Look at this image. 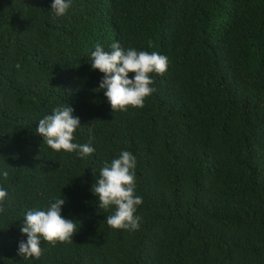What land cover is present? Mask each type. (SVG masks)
I'll return each mask as SVG.
<instances>
[{
  "label": "trees",
  "instance_id": "16d2710c",
  "mask_svg": "<svg viewBox=\"0 0 264 264\" xmlns=\"http://www.w3.org/2000/svg\"><path fill=\"white\" fill-rule=\"evenodd\" d=\"M53 2L0 0V264H264V0H71L64 16ZM115 42L168 58L143 108L114 112L98 89L91 53ZM67 105L91 155L37 132ZM123 151L137 161V230L110 227L116 206L92 191ZM56 198L73 242L41 238L25 259L26 213Z\"/></svg>",
  "mask_w": 264,
  "mask_h": 264
},
{
  "label": "clouds",
  "instance_id": "9594fccd",
  "mask_svg": "<svg viewBox=\"0 0 264 264\" xmlns=\"http://www.w3.org/2000/svg\"><path fill=\"white\" fill-rule=\"evenodd\" d=\"M72 7L71 0H54L51 10L55 16H64ZM151 46V45H150ZM168 58L158 52L137 51L135 48L123 49L118 42L111 45V51H105L97 44L91 53V67L104 73L99 90H105L112 109L127 112L130 107L143 108L145 99L156 89L152 87L154 79L151 74L163 75L168 70ZM17 69L20 64H16ZM135 73L129 78V73ZM74 109L69 105L56 108L53 114L45 115L38 121V134L44 137V143L56 151H79L81 156L91 155L95 148L89 144H78L75 132L81 126L79 117L73 115ZM136 157L123 151L119 158L111 163L105 161L99 172V179L92 191L99 197V207L108 209L116 206L113 215L107 216V224L114 229L137 230L140 217L136 216L137 207L143 198L135 195ZM4 179L9 173L3 171ZM8 197L5 188L0 187V212L4 211V202ZM65 200L56 198L54 203L45 210H30L26 213L21 232L27 240L20 241L19 255L25 259L42 255L41 238L53 246L57 242H73L77 232L74 220L64 218L62 206Z\"/></svg>",
  "mask_w": 264,
  "mask_h": 264
}]
</instances>
